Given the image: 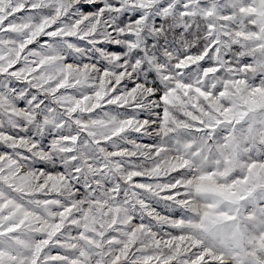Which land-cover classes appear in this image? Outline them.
I'll use <instances>...</instances> for the list:
<instances>
[{
    "label": "snow or ice",
    "instance_id": "obj_1",
    "mask_svg": "<svg viewBox=\"0 0 264 264\" xmlns=\"http://www.w3.org/2000/svg\"><path fill=\"white\" fill-rule=\"evenodd\" d=\"M0 264H264V0H0Z\"/></svg>",
    "mask_w": 264,
    "mask_h": 264
},
{
    "label": "rangeland",
    "instance_id": "obj_2",
    "mask_svg": "<svg viewBox=\"0 0 264 264\" xmlns=\"http://www.w3.org/2000/svg\"><path fill=\"white\" fill-rule=\"evenodd\" d=\"M110 50H113V51H118L120 50L117 46H111V49ZM205 66H207V63L205 62ZM23 106V105H21ZM141 118H144L143 115H141ZM144 142L148 143V142H151L149 141L146 137L144 138ZM157 211H160L162 214H164V210H163V207L162 206H157Z\"/></svg>",
    "mask_w": 264,
    "mask_h": 264
}]
</instances>
